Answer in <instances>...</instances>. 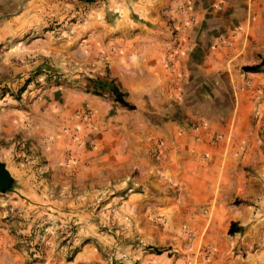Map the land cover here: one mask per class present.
Masks as SVG:
<instances>
[{
	"label": "rangeland",
	"instance_id": "rangeland-1",
	"mask_svg": "<svg viewBox=\"0 0 264 264\" xmlns=\"http://www.w3.org/2000/svg\"><path fill=\"white\" fill-rule=\"evenodd\" d=\"M0 167V264H264V0H0Z\"/></svg>",
	"mask_w": 264,
	"mask_h": 264
},
{
	"label": "trees",
	"instance_id": "trees-1",
	"mask_svg": "<svg viewBox=\"0 0 264 264\" xmlns=\"http://www.w3.org/2000/svg\"><path fill=\"white\" fill-rule=\"evenodd\" d=\"M261 66L262 65L253 66V67H246L245 70L247 72H257L261 68ZM97 83L98 84L96 85V87L94 89L95 94H98V95L100 94L99 88H101L102 86H103V88H104V86H108L109 91L114 96V99L116 102H118L120 105L125 106V107L129 106L128 103L124 99V94L122 92H120L119 88L117 86H115V84L113 82H111V83L106 82L104 85H103V82H101V81L97 82ZM235 226H236V224H232L231 229H230V234H232L233 232H237L234 228Z\"/></svg>",
	"mask_w": 264,
	"mask_h": 264
},
{
	"label": "crops",
	"instance_id": "crops-1",
	"mask_svg": "<svg viewBox=\"0 0 264 264\" xmlns=\"http://www.w3.org/2000/svg\"><path fill=\"white\" fill-rule=\"evenodd\" d=\"M210 49H214L215 51L212 52L209 50V55L206 56L205 58L206 59H215V62H218V65H222V62L220 63V61L217 60V59H226V57H224L223 52H222V51H224L222 46H220L219 48L211 47ZM133 54H135V53H133ZM136 57H137V60H136V62H137L138 61V55H136ZM191 59H194V58H191ZM201 59H204V58H201ZM221 61H223V60H221Z\"/></svg>",
	"mask_w": 264,
	"mask_h": 264
},
{
	"label": "bare ground",
	"instance_id": "bare-ground-1",
	"mask_svg": "<svg viewBox=\"0 0 264 264\" xmlns=\"http://www.w3.org/2000/svg\"><path fill=\"white\" fill-rule=\"evenodd\" d=\"M137 59L136 55L135 54H132L131 56V60L135 61ZM184 229H190L188 227H183V229H181L179 231L180 235L183 237V238H192L193 235H194V232H190V231H186ZM195 238V237H194Z\"/></svg>",
	"mask_w": 264,
	"mask_h": 264
},
{
	"label": "water",
	"instance_id": "water-1",
	"mask_svg": "<svg viewBox=\"0 0 264 264\" xmlns=\"http://www.w3.org/2000/svg\"><path fill=\"white\" fill-rule=\"evenodd\" d=\"M5 172L3 171V169H1V167H0V179L2 178V177H5Z\"/></svg>",
	"mask_w": 264,
	"mask_h": 264
}]
</instances>
